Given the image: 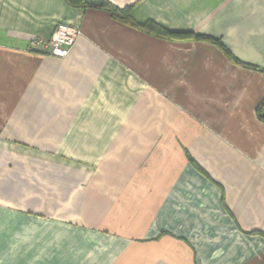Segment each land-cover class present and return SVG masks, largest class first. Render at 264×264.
I'll return each mask as SVG.
<instances>
[{"label": "crops", "instance_id": "0c3cea01", "mask_svg": "<svg viewBox=\"0 0 264 264\" xmlns=\"http://www.w3.org/2000/svg\"><path fill=\"white\" fill-rule=\"evenodd\" d=\"M108 1L259 69L102 8L0 0V264H264V0ZM60 22L68 55L29 49Z\"/></svg>", "mask_w": 264, "mask_h": 264}, {"label": "trees", "instance_id": "16d2710c", "mask_svg": "<svg viewBox=\"0 0 264 264\" xmlns=\"http://www.w3.org/2000/svg\"><path fill=\"white\" fill-rule=\"evenodd\" d=\"M68 3H70L73 6L76 7H96V8H102L110 13V15L127 25H131L134 27H137L139 29L144 30L147 33H150L152 35L170 39V40H177V39H182V38H195V39H206L210 40L216 44H218L224 51L234 60L239 65H242L244 67L252 68V69H259L257 66L244 63L238 59H236L229 51L226 49L219 40L204 36V35H195L192 33H181V32H176L172 31L158 23L152 20H147L145 22H139L136 20L133 15H132V8L130 6L126 7H119L112 2L108 0H67ZM264 102V101H263Z\"/></svg>", "mask_w": 264, "mask_h": 264}, {"label": "built area", "instance_id": "2783aa9c", "mask_svg": "<svg viewBox=\"0 0 264 264\" xmlns=\"http://www.w3.org/2000/svg\"><path fill=\"white\" fill-rule=\"evenodd\" d=\"M81 31L67 22H60L49 40L34 38L29 43V49H44L56 57H65L75 45Z\"/></svg>", "mask_w": 264, "mask_h": 264}, {"label": "rangeland", "instance_id": "374dc122", "mask_svg": "<svg viewBox=\"0 0 264 264\" xmlns=\"http://www.w3.org/2000/svg\"><path fill=\"white\" fill-rule=\"evenodd\" d=\"M58 113H60V111H57ZM126 130H129V131H127L126 133H128L127 135H132V131L134 130L133 128L131 129V127L130 126H127L126 127ZM126 137H130V136H126Z\"/></svg>", "mask_w": 264, "mask_h": 264}]
</instances>
